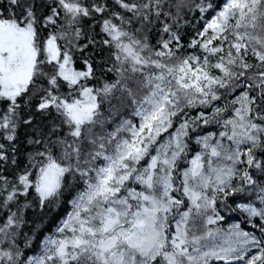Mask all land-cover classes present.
I'll return each mask as SVG.
<instances>
[{"label":"snow or ice","instance_id":"snow-or-ice-1","mask_svg":"<svg viewBox=\"0 0 264 264\" xmlns=\"http://www.w3.org/2000/svg\"><path fill=\"white\" fill-rule=\"evenodd\" d=\"M7 3L8 8L0 11V101L8 107L0 113V129L14 140L18 98L26 94L28 102L38 99L35 107L41 115L54 110L60 125L52 126L57 138L36 153L42 160L37 161L35 180L30 179L31 172H24L18 183L10 184L0 175V208L9 212L0 224V245L14 241L20 224L18 212L11 211L12 202L34 189L43 206L60 194L66 174L79 173L84 190L57 235L44 242L42 254L31 258L30 264H210L213 260L231 264L245 260L250 248L259 253L246 264H264V241L254 234L236 226L223 235L212 229L198 235L194 223L196 217H206L205 225L221 218L215 194L228 195L225 190L234 178L255 185L250 169L264 173V161L257 157V152H264V27L257 23L264 20V0L201 4L199 10L212 15L187 45L201 54L186 56L178 55L183 45L167 23L169 18L175 20L168 0H113L116 10L106 0L91 4L52 0L47 5L50 14L43 18L37 15L34 0ZM183 6V0L175 4L177 11ZM96 14L104 34L100 43L112 50L114 63L107 71L117 73V79L102 88L89 86L93 65L84 59V68L77 69L73 53V48L82 53L88 47L78 43L84 35L81 21ZM161 17L165 18L161 31L168 36L156 46L137 35L141 29L131 30L133 21L143 27ZM41 23L53 29L46 38L39 34ZM241 78L246 84L258 80L247 87L257 88L259 96L243 92L231 101L239 106L228 116H224L227 105L214 107L210 118L201 112L196 120L205 125L222 120L223 130L218 138L209 134L198 139L203 151L191 159L190 167L179 170L178 161L187 156L190 122L184 119L169 132L174 118L186 108L212 106L221 99L219 89H234ZM129 79L146 89L142 100L133 99L138 123L126 119L106 137L92 135L93 127L103 124L102 99L117 90L132 96ZM191 126L194 130L195 121ZM64 127L67 133L61 136ZM85 141L92 146L85 161L91 167L80 163ZM3 147L0 144V150ZM6 158L0 151V160ZM98 160L103 162L96 164ZM259 199L264 202V188L259 189ZM243 211L264 221V208L247 205ZM19 256L11 247H0V264H17Z\"/></svg>","mask_w":264,"mask_h":264},{"label":"trees","instance_id":"trees-1","mask_svg":"<svg viewBox=\"0 0 264 264\" xmlns=\"http://www.w3.org/2000/svg\"><path fill=\"white\" fill-rule=\"evenodd\" d=\"M83 2L85 4H91L92 0H83ZM100 2H104V0H100ZM106 2L110 9L116 10L113 6V0H106ZM177 2L178 0H168V3L172 5L170 10L175 16V20L169 18L167 19V23L171 26L172 31L180 37V43L183 45L178 55L186 56L193 52L201 54L198 50L187 47L190 41L196 36L197 31L202 29L205 21L212 15L211 12H201L199 6L201 4L212 3L215 7L221 0H183L184 6L179 11L175 7ZM51 3L52 0H34L37 15L41 18L49 15L50 12L47 5ZM6 8H8L7 0H0V11ZM15 11L19 13V9H15ZM119 11L123 12L122 9H119ZM99 19L100 14H96L94 19L84 18L81 21L84 35L79 39L78 43L81 45L88 44V47L82 53L73 48L75 67L77 69L84 68V59H88L92 63L94 77L87 83L94 88H102L104 83H111L117 79V73L115 71H107L108 68L113 66L114 61L111 55L112 50L100 43L104 38V34L101 32L98 23ZM163 20H165L164 17H161L160 21L153 19L152 24H145L143 27L140 23L133 21L131 30L141 29L137 35L140 37L146 36L148 42L156 46L161 39H166L168 36V34L162 33L161 31V21ZM257 23L261 27H264V20H259ZM40 29L39 34L41 38H46L49 32L53 31L51 28L43 27V23H41ZM90 39L94 40L95 43H89ZM60 43L64 44V41H60ZM173 47H175V44ZM251 62L255 63L254 60H251ZM45 70L50 71V66ZM252 71L248 73L249 76L252 75ZM126 83L132 91V96H129L126 91L117 90L108 99H102L100 107V113L102 115L100 119L103 120V124L94 126L92 135L106 137L108 133L115 131L116 127L126 119L138 123V118L133 116V111L136 107L133 99L136 101L142 100L146 94V89H143L135 79H129ZM258 83V80L247 81V84L254 85ZM247 84L245 79L241 78L234 89H219L221 99L213 101L212 106L205 107L197 105L186 108L185 113H182L179 118H174V128L169 129V132H174L175 128L179 127V123L184 119L190 122L189 136L186 138L188 143V149L186 150L187 156L178 161L179 170L190 167L191 159L197 153L203 151L202 146L196 142L198 139L209 134H214L218 138L219 132L223 130L221 127L222 120L219 124L210 122L205 125L202 120H196V117L201 112H204L210 118L214 107H224L225 105L228 106L229 111L224 113V116H228L231 114L233 107L239 106L238 104L232 105L231 101L240 97L243 92L249 91L251 96H259V90L255 87L249 89ZM18 100L20 107L18 109L19 115L14 140H8L6 138L9 134L8 131L0 129V144L4 146L0 151L7 157L4 160H0V175L6 177L10 184L18 183L17 177L24 172H31L32 176L30 179L35 180L38 173L37 161L42 160L41 157L36 156V153L38 151H44L49 139L55 140L57 138L52 135V126L53 124L60 125V120L54 110L51 114L45 115H41L36 111L35 105L38 103L36 97H33L28 102V95L26 94L18 98ZM261 106L264 107V104ZM7 107V103L0 101V113H3ZM29 119L32 121L31 124L23 123L24 120ZM193 121H195L194 130L191 126ZM66 133V127L60 129L59 134L61 136L66 135ZM163 135L165 138L168 136L167 133ZM37 139L42 140L43 143L36 144L30 142ZM91 149L92 146L85 141L82 146L80 161L82 167L92 166L85 163L89 159L87 154ZM55 152L59 156L60 148H56ZM257 157L264 161V152H257ZM102 162V160H98L95 163L100 164ZM72 163L74 164L75 161ZM250 172L256 184H242L239 177L234 178L231 187L225 190L228 192V195L225 196L223 192L215 194L216 212L221 218L215 224L205 225L204 220L206 217H196L194 221L196 234L200 235L207 229H212L214 232L219 230L220 234L223 235L230 229L238 226L244 232L254 234L258 239L264 241V232L261 231V225L264 224V221L260 217H250L243 211V207L247 205L254 206L257 209L264 208V202L259 199V189L264 188V173L255 168L250 169ZM85 186V181L80 177L79 173L66 174L60 194L46 201L43 206H41L34 189H29L27 196H20L18 200L12 202L10 205L11 211L18 212L21 220L19 227L15 229L16 235L14 241L6 242L0 245V247H11L14 251H18L20 256L17 264H28L29 258L42 254L45 237H54L57 235V228L66 219L68 214L71 213L73 201L84 190ZM232 188H236L237 190L232 191ZM2 199L3 196H0V200ZM8 214L7 209L0 208V224L6 220ZM207 214L211 215V210ZM213 227L215 228L213 229ZM258 253V248H250L245 254V260L233 261L231 264H246L247 259ZM210 264H226V262L211 261Z\"/></svg>","mask_w":264,"mask_h":264},{"label":"rangeland","instance_id":"rangeland-1","mask_svg":"<svg viewBox=\"0 0 264 264\" xmlns=\"http://www.w3.org/2000/svg\"><path fill=\"white\" fill-rule=\"evenodd\" d=\"M226 142H227V141H226ZM214 228H215V227H213V229H214ZM239 228H240V227H239ZM240 230L243 231L241 228H240ZM49 237H50V236H46V237H45V241H46ZM39 255H41V254H38V255H36V256H39ZM36 256H33V257H36ZM33 257H31V258H33ZM31 258L28 259V264H30ZM213 261H215V260H213Z\"/></svg>","mask_w":264,"mask_h":264}]
</instances>
